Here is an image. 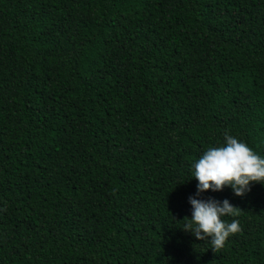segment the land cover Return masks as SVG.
<instances>
[{
	"label": "trees",
	"instance_id": "16d2710c",
	"mask_svg": "<svg viewBox=\"0 0 264 264\" xmlns=\"http://www.w3.org/2000/svg\"><path fill=\"white\" fill-rule=\"evenodd\" d=\"M225 132L264 158V0H0V264H264L260 182L181 229Z\"/></svg>",
	"mask_w": 264,
	"mask_h": 264
},
{
	"label": "clouds",
	"instance_id": "9594fccd",
	"mask_svg": "<svg viewBox=\"0 0 264 264\" xmlns=\"http://www.w3.org/2000/svg\"><path fill=\"white\" fill-rule=\"evenodd\" d=\"M225 143L207 149L193 164L197 180V192L190 196L192 214L181 229L192 233L197 240L210 239L216 253L224 248L228 237L241 231L239 221L225 222L224 216H239V207L228 199H198L202 192L211 189L221 191L230 186L236 196L250 191L251 182L264 184V158L257 155L246 143L225 132ZM188 218V217H187Z\"/></svg>",
	"mask_w": 264,
	"mask_h": 264
}]
</instances>
